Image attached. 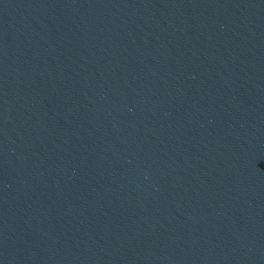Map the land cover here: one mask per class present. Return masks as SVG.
Segmentation results:
<instances>
[{
    "label": "water",
    "instance_id": "water-1",
    "mask_svg": "<svg viewBox=\"0 0 264 264\" xmlns=\"http://www.w3.org/2000/svg\"><path fill=\"white\" fill-rule=\"evenodd\" d=\"M0 264H264V0H0Z\"/></svg>",
    "mask_w": 264,
    "mask_h": 264
}]
</instances>
